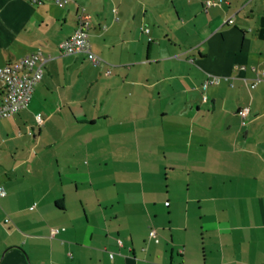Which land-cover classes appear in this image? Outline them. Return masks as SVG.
<instances>
[{"label": "crops", "instance_id": "crops-1", "mask_svg": "<svg viewBox=\"0 0 264 264\" xmlns=\"http://www.w3.org/2000/svg\"><path fill=\"white\" fill-rule=\"evenodd\" d=\"M205 1L0 0V66L48 57L0 119L33 179L0 181V264H264V0ZM81 7L96 65L59 52Z\"/></svg>", "mask_w": 264, "mask_h": 264}, {"label": "built area", "instance_id": "built-area-1", "mask_svg": "<svg viewBox=\"0 0 264 264\" xmlns=\"http://www.w3.org/2000/svg\"><path fill=\"white\" fill-rule=\"evenodd\" d=\"M68 0H56L59 6L64 5ZM215 2L206 0L205 5H214ZM228 23L232 19H227ZM89 16L82 11L76 15L75 27L72 33L58 44L61 54L85 53L87 59L94 65L99 64L102 59L91 51L89 42ZM148 33V29H143ZM150 40V38H149ZM47 56L39 51L26 54L12 63L0 66V119L8 118L16 114L19 110L26 108L31 100L32 92L35 85L40 81L43 74V66L47 60ZM255 71L254 77L250 81H245L248 88H253L258 82L264 78V71ZM218 78L213 76L202 83V87L206 88L209 84L217 83ZM205 100V96L202 97ZM248 112L247 107H241L230 114V118L238 116L240 124L246 123L245 116ZM36 121L40 122L39 116H36ZM6 195V191L0 185V198ZM8 221V218L5 219ZM148 238L154 242L158 241L157 233L149 224L146 225ZM57 232V229L50 230L51 236ZM118 245L121 244L117 239ZM111 256V254H110Z\"/></svg>", "mask_w": 264, "mask_h": 264}, {"label": "rangeland", "instance_id": "rangeland-1", "mask_svg": "<svg viewBox=\"0 0 264 264\" xmlns=\"http://www.w3.org/2000/svg\"><path fill=\"white\" fill-rule=\"evenodd\" d=\"M21 135L28 137V135H26L25 133L23 134L21 133ZM119 154H122V152L120 151ZM17 162H18V158L14 156V150L12 149L7 150L5 148V145L3 143H0V181L6 175L10 177L16 176L18 177L17 184H20L21 187H27L31 182H33V179L30 178L29 180L28 179L24 181L22 180L21 175L24 174V166L16 167ZM151 227L156 230L155 227L153 226ZM156 233L158 234L157 230Z\"/></svg>", "mask_w": 264, "mask_h": 264}]
</instances>
